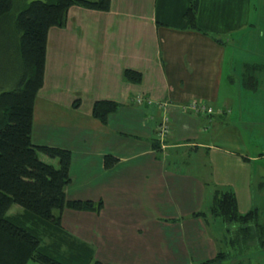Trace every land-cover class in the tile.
<instances>
[{"label": "crops", "instance_id": "crops-1", "mask_svg": "<svg viewBox=\"0 0 264 264\" xmlns=\"http://www.w3.org/2000/svg\"><path fill=\"white\" fill-rule=\"evenodd\" d=\"M188 1L109 0L103 10L72 4L64 24L49 26L30 136L70 149L67 198L100 200L97 210L64 205L59 211L62 227L90 244L100 264H167L180 258L178 251L185 264L190 241L209 239L212 248L215 240L195 235L189 223L201 228L192 212L204 211L216 187L233 189L238 210L257 207L251 189L262 182L250 179L262 171L251 166L264 157V125L254 131L243 123L264 116V87L256 78L253 88L243 86L239 67L250 61L260 72L264 62H239L259 44L233 38L252 30L251 0H198L199 30L182 16ZM124 68L140 72V79L126 80ZM107 98L118 106L100 122L90 107ZM192 99L211 110L183 109ZM162 111L169 129L159 140ZM103 154L116 160L105 167ZM167 223L175 226V256L157 244V224ZM43 238L51 240L47 233ZM195 255L196 263L209 257ZM24 264L44 263L29 258Z\"/></svg>", "mask_w": 264, "mask_h": 264}, {"label": "trees", "instance_id": "trees-1", "mask_svg": "<svg viewBox=\"0 0 264 264\" xmlns=\"http://www.w3.org/2000/svg\"><path fill=\"white\" fill-rule=\"evenodd\" d=\"M197 2L189 0L182 12L186 26L194 30L200 29L195 23ZM72 4L103 10L109 7V0H0V22L5 17L11 19L16 49L20 53L16 80L9 76L0 84V264H24L29 258L44 264H88L90 261L100 264L93 259L90 244L62 227L59 212L64 205L97 210L100 200L67 198L64 189L70 179V149L35 143L30 136L34 99L44 78L47 32L50 25L65 23ZM121 73L129 81H138L141 76L131 68H124ZM241 80L247 88L256 84L249 69ZM117 106L118 102L113 99H95L90 113L105 122L108 112ZM151 143L156 146L154 141ZM40 151L56 156L57 164L41 159ZM102 157L105 167L116 160L111 154ZM209 200L208 212L220 215L223 222L237 223L231 237L246 242L255 239L264 246V222L256 220V207L238 211L231 187L214 188ZM12 203L19 204L22 210L9 213ZM204 213L192 212L193 215ZM251 223L257 226L253 228ZM46 233L51 240L45 242ZM64 243L66 248H60ZM227 254L218 250L198 264H221Z\"/></svg>", "mask_w": 264, "mask_h": 264}, {"label": "rangeland", "instance_id": "rangeland-1", "mask_svg": "<svg viewBox=\"0 0 264 264\" xmlns=\"http://www.w3.org/2000/svg\"><path fill=\"white\" fill-rule=\"evenodd\" d=\"M264 2V0H251V8L250 11V20L252 21V30L247 31L245 34L239 33L238 31V37L235 36L234 41L237 42L240 40L242 36H245L243 39V42H248L249 40L252 42L258 41V46L254 44L252 48L247 49V52L242 54V56L239 55V62H241V59H244L246 61L247 58H252L257 60V57L260 58V61L264 62V8H260V2ZM11 19L9 18H3L2 22H0V84L4 81V79L8 78L9 76L14 78L15 81L17 78V73L19 70L17 67L19 66L17 63L20 62V53L17 52L16 45H15V36L13 31L11 30ZM236 31V30H235ZM237 34V33H235ZM15 45V46H14ZM245 50H237V52L241 53ZM249 56V57H248ZM241 58V59H240ZM251 60V59H250ZM241 65V63H239ZM249 64L251 62L243 64L239 68L240 70V79L242 78V75H244L246 70H251V73L253 72L254 68L250 67ZM254 76L257 79V83L259 87H264V69L260 72L254 70ZM259 73V74H258ZM14 76V77H13ZM242 81V80H241ZM243 85V84H242ZM235 101H238V98L235 99ZM243 115L250 116L248 113H243ZM254 128V131H257L259 125H264V116H262L259 120H250L249 123H243V126ZM44 152H39V154H43ZM46 154V153H45ZM49 156V155H48ZM169 160V159H168ZM57 162V161H56ZM123 168H129L127 166H123ZM254 168V172L256 173V169L258 171H262L260 176H257L256 174L252 175L250 181L253 182V180H257V182H262L258 187L254 186L252 187L251 191L256 195V209L258 210L256 220L259 222H264V157L256 161L251 166V170ZM131 171V168H129ZM123 171V170H121ZM177 171V170H176ZM179 173V171H177ZM122 175H130V173L123 171ZM250 182V183H251ZM222 188V187H221ZM210 199V197H209ZM208 199V200H209ZM211 200H209L210 203ZM208 203V205H209ZM22 208L17 203H12L9 206L8 212H14ZM255 207V206H254ZM208 206L206 205V208L204 209V214L198 215L200 217V220H202L201 228L198 224H191L190 230L196 235L199 234V236L204 234L206 238L211 237L215 240L214 244L212 245V248L210 245H208L209 239L206 241V245H202V242L204 240H196V241H190L191 243V258L190 261H185V264H198L194 260L195 253L208 257L213 255L218 250H224L228 254L226 257L223 258L221 264H264V246L259 245L256 243V240L253 241L248 240L243 241L242 239H235V237H231L232 233H234L235 225L237 223L235 221L231 222H223L220 215H213L207 210ZM253 208V207H251ZM206 209V211H205ZM248 209V208H247ZM240 212L245 210H238ZM192 216L188 217V220ZM253 228H255L257 225H253L251 223ZM175 231V226L170 223L168 224H157V238L159 241H157V244L164 243L166 248L169 250L170 253L175 256L176 255V249H174V244H177V242H172L171 238L173 240V237H171L172 232ZM264 235V234H263ZM197 236L195 237V239ZM234 238V239H233ZM264 238V236H263ZM197 251V252H196ZM179 254H181L179 259H176L175 261H168L167 264H184L180 263L178 260L183 257L182 253L178 251ZM200 256V257H201ZM199 257V258H200ZM182 260V259H181ZM160 261V260H158ZM159 263V262H158ZM149 264H155L149 263Z\"/></svg>", "mask_w": 264, "mask_h": 264}, {"label": "built area", "instance_id": "built-area-1", "mask_svg": "<svg viewBox=\"0 0 264 264\" xmlns=\"http://www.w3.org/2000/svg\"><path fill=\"white\" fill-rule=\"evenodd\" d=\"M136 100L141 101L143 100V96L136 95ZM147 102H151L149 98H144ZM157 105L159 107H163L165 104L164 102L156 101ZM164 108V107H163ZM183 109L185 110H192L199 113L209 112L211 110V107L208 105H205L203 102L196 101V100H190L187 103L183 104ZM169 129V119L166 116L165 112H161L159 116V121L155 125V131H156V137L161 140L167 133Z\"/></svg>", "mask_w": 264, "mask_h": 264}]
</instances>
